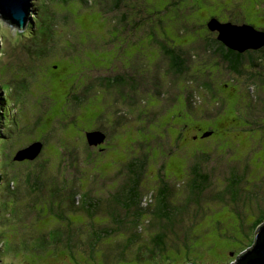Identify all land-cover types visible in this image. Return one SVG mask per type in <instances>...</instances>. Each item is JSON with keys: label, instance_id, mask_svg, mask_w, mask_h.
I'll return each instance as SVG.
<instances>
[{"label": "rangeland", "instance_id": "1", "mask_svg": "<svg viewBox=\"0 0 264 264\" xmlns=\"http://www.w3.org/2000/svg\"><path fill=\"white\" fill-rule=\"evenodd\" d=\"M113 2L33 0L30 38L13 44L0 33V264H235L238 248L249 240L238 216L232 214L236 205L230 196L225 197L226 204L202 200L201 205L211 210L200 211L197 221L188 220L177 228L179 240L170 235L174 241H168L173 247L168 260L152 259L146 253L122 257L117 249L108 255L101 248L93 252L96 243L105 246L128 238L120 235L112 240L104 235L98 227L107 225L102 211L92 224L81 214H70V223L56 217L61 204L52 198L53 180L59 177L65 189L84 186L106 202L128 183L129 161L142 156L150 161L142 182L144 194L159 191L158 157H164L165 175L177 168L168 181L177 186L173 201L180 206L187 198L183 186L189 180L186 158L199 151L209 152L203 164L212 176L215 194L225 191L237 170L239 176L243 174L238 187L243 203L240 213L253 216L257 210L256 202L249 206L246 194L264 201V86L257 93L249 88V74L256 69L248 63L242 76L216 67L204 41L197 40L206 36L197 28L213 17L264 29V0H123L116 9ZM9 32L15 36L14 27ZM160 44L182 53L183 76L170 70ZM41 48L47 51L40 53ZM208 72L216 77L215 87L202 79L205 74L209 79L212 74ZM104 79L124 85L111 88ZM229 83L239 87H230L228 102L219 91ZM200 84L205 89H199ZM91 85L98 89L92 90ZM185 96L212 107L208 111L215 115L211 122L215 134L209 139L188 138L193 131L196 136L211 127L199 123ZM193 107L198 110L200 106ZM184 127L185 137L177 142ZM87 131L108 136L104 152L83 147L80 140ZM35 142L43 144V161L14 160ZM75 198H84L87 207L88 198L81 193ZM197 209L192 208V213L197 214ZM134 219L131 214L126 222ZM144 220L139 223L144 230L137 234L143 243L153 233L149 219ZM67 238L77 243L75 248L64 247Z\"/></svg>", "mask_w": 264, "mask_h": 264}, {"label": "trees", "instance_id": "2", "mask_svg": "<svg viewBox=\"0 0 264 264\" xmlns=\"http://www.w3.org/2000/svg\"><path fill=\"white\" fill-rule=\"evenodd\" d=\"M122 1L123 0H117V1L114 0L113 2L114 9H116L122 3ZM175 4L176 2H173L172 5H175ZM213 19H217L219 22H222L217 17H213ZM33 21H32V24H33L32 27L36 31L35 24ZM41 25H42V29L45 30L44 29L45 23L41 22ZM253 27L256 30H260L261 32L262 31L264 32V29H260L261 27L260 28L255 27V26ZM192 30L195 31L196 28L192 27ZM208 45L209 46L207 47V49H209L208 51L211 52L213 49L216 48V40L213 44L210 42ZM160 46H161V50L163 49L164 55L168 57V60L170 62V70L173 72V74L183 76L184 75L183 71H186V65H185V61L181 58L182 53L178 50H171L167 46H164V44H160ZM261 49H263V50H260L261 52L255 51L256 54L254 52H251L253 49L246 51L248 52V54L240 55V57L242 58H239L238 63H235V59H234V56H236L237 54L236 52L234 51L230 52V55H229L230 57V67H229L230 69L229 70L235 75L242 76V74L244 73V68H248L245 65L247 63L252 65L253 68L256 69L255 71H252V73L249 74V77L247 80L250 83L249 88L250 89L253 88V90H255L256 93L261 90L260 86H264V47ZM46 51H47L46 49L41 48L40 53L42 52L45 53ZM193 54H196V53H193ZM254 55H256V57H254ZM248 56H252L254 57V59L252 60L251 58H248ZM217 58L219 62L221 57L217 56L215 59ZM198 71H202V69ZM205 71L206 70H204V72ZM253 72L255 73L253 74ZM208 74L210 75L212 74V72H208ZM202 79L205 81L206 83L205 85H210L209 82L205 80L206 74H205V77ZM105 81L111 84L110 86L111 88H113V86L116 84L119 87L124 85L123 83H115V82L111 83L112 80L110 79H106V80L104 79L103 82ZM200 85H201L200 89L202 88L205 89V87L202 84ZM234 86L239 87L238 85H234ZM93 88H94L93 85H91L92 90ZM99 88H102L100 84H99ZM96 89H98V87L94 88V90ZM78 98H81V97H78ZM185 99L187 102L188 109L194 111V115H195L194 117L199 118L198 121L200 124H204L207 120L214 119L215 115L210 114L208 111L209 109H212V107L208 108L204 104H199L200 102L196 104L188 96H185ZM195 105L200 106L198 110H194L193 106ZM238 108L239 107L236 106L235 111H237ZM3 118L4 116H2V119ZM186 129L187 128L184 127L183 130L180 131L176 139L177 142H180L183 139V137H185L183 132ZM209 132H211V129H207L206 131H204L202 133V137L204 133H209ZM195 134H196L195 131H193L192 134H190L188 138H191L193 141L194 140L193 137ZM202 139L205 140V138H202ZM83 140H80L83 143L82 144L83 147H84V144H86L88 150H90L92 146H90L88 143L86 133H84ZM42 152H43V149L40 155L34 161H23L22 163L29 162L31 164H35L36 161L37 162L41 160L43 161L44 158H43ZM95 152H98V151L95 150ZM201 152L202 151H199V153L192 155V157H190L189 159L186 158L185 165L186 167L189 166L188 167L189 180L183 186H185L186 188L187 198L185 200L186 202L180 206H178L173 201L177 193V186L171 185L170 181H168L169 180L168 178H170L171 175L174 176V173L176 172L175 170H177V168L174 167V170L170 173V176L165 175L164 166L168 163L164 161L165 163L161 164L162 160L165 159L164 157H158V168L157 169L159 170L158 177L160 178V185H161L159 191L156 194H151L150 196H146L144 194L142 182L144 179V174L147 171L146 167L149 165L150 161H147V158L146 157L143 158L142 156L140 157V159L136 157V158L131 159L132 161L131 160L129 161L128 165L126 166V168L128 169V173H127L128 183L124 184L123 187H119V189H117L114 193H112L110 198L106 202L101 201V199L98 197L97 194H93V190L90 189L91 191H89L86 189L87 190L86 191L85 189H83L84 186H77V187L71 186L65 189L61 186L62 184L60 183L59 177L53 180L54 185H53V190L51 192L52 198L57 203L61 204V206L56 210V213L58 214V216L56 217L61 222L67 220L70 223L71 222L70 216H69L70 214H72L71 216L81 214V215H84L85 218H88L91 221L90 223L92 224L95 222V221H92L93 219H95L94 216H96V214H99V211H102L101 214L103 217H106L105 221L107 222V225L105 226V225L99 224L100 226L98 227L101 228L100 230H103V232H105L104 235L106 237L112 236L111 238L112 240L119 238L120 235H122L124 238H125V235L126 236L128 235V238H127L128 240L126 239L125 241H123L124 239H121V241L117 243L114 240L113 242L105 246L103 243L102 244L96 243L93 252H100L99 249L101 248L103 254L108 255L109 253H112L114 250L117 249L119 254L122 253L121 254L122 257L124 255L130 256V253H133L136 256H137V253L142 254V255L146 253V254H149V257H151L152 259L156 257H161L163 259L165 258L166 260H168L166 256H168L169 251L173 248V247H170V245H168V241L170 240V243L171 241H174L170 235L174 236L176 239L179 240V236L175 232L177 228H181L184 225V222H187L188 220L189 221L191 220V222L193 221V223H194V220L197 221L200 211H202L203 213H206L211 210L201 205L202 200L209 199V201L215 200L216 201L215 203L217 204H224V203L226 204V203H229V201L225 197L230 196L234 201L233 204L236 205V208H233L232 210V214L235 213L238 216V219L240 220L241 229L246 234V241L249 240V243L245 247L238 248L240 249L239 250L240 252L237 253V257H239L243 255L245 252L250 251L254 247L256 233L258 229L264 224V201H262V199H258V196L246 194L245 196L246 200L248 202L249 201L251 202L249 206H251L252 208L253 204L256 202L255 208H257V210L256 212H253V216L248 215L247 213L245 214L240 213V207L243 206L242 205L243 203H242L241 194H240L242 193V191L238 187L241 186V183L243 180L242 178L243 174L242 176H239V173L237 170L233 172V174L231 175L230 182H228V185L225 191H221L219 194H215L214 190H211V188L213 187L212 176L210 173L206 172V169H204L205 167L203 164L207 162L206 160H208V157L206 155L209 152H207L206 154H201ZM71 154L73 153H70V156ZM93 155H96V154H93ZM97 155H100V154H97ZM90 156L91 155H88L87 160L85 161H88V157ZM69 162L72 163L71 161ZM190 162L191 164L187 165ZM41 178H42V181H44L46 179V176L41 177ZM0 180H1V174H0ZM79 193H81L85 198H88L86 208L84 207V203H83L84 198L79 199V200L75 198V196H77ZM178 197L179 196H177V199ZM149 198H151V200ZM154 201L156 203L155 208L152 207V204L154 203ZM66 203L68 204V208H66V205H65ZM196 207L198 208L196 210L197 214H194L192 213L191 209L192 208L194 209ZM244 207H246V204L244 205ZM149 208H153V211H151V213H147V211H149L148 210ZM123 213L124 215H122ZM131 214H134V217H135L134 222H131V221L126 222L128 221V217H130ZM191 216H193V219L190 218ZM144 219H149L147 221H148V224L151 223L150 227H153L152 228L153 233L147 236L146 242L143 243L142 241H140L142 237L137 234H140L138 233V231H141L142 233V231L144 230L143 224H139ZM109 221H111V224L109 223ZM144 223H145V220H144ZM72 224H73V221H72ZM119 225H120V228L116 230V228ZM58 233L60 232L56 231L54 234L57 239H60L59 238L60 235H58ZM252 234H253V240L250 239V236ZM57 239L54 240V243L56 245H61V241ZM64 245H65L64 247L69 249V248H75L77 243L75 242V244L73 245L72 241L67 238ZM81 245L83 246L84 244H81ZM133 246L134 248H131ZM237 257L234 261L237 260Z\"/></svg>", "mask_w": 264, "mask_h": 264}, {"label": "water", "instance_id": "3", "mask_svg": "<svg viewBox=\"0 0 264 264\" xmlns=\"http://www.w3.org/2000/svg\"><path fill=\"white\" fill-rule=\"evenodd\" d=\"M33 0H0V17L13 26L23 28L28 26L29 16H31ZM211 32L218 33V40L226 47L239 53H244L250 49L259 50L264 47V32H259L251 26L234 25L232 23H221L217 19H212L208 23ZM212 132L206 133L202 138H208ZM90 146H98L105 142L104 133L95 131L86 135ZM43 144L35 142L28 148L19 151L14 160L16 162L34 161L41 153ZM235 264H264V224L258 229L255 236L254 247L237 257Z\"/></svg>", "mask_w": 264, "mask_h": 264}, {"label": "flooded vegetation", "instance_id": "4", "mask_svg": "<svg viewBox=\"0 0 264 264\" xmlns=\"http://www.w3.org/2000/svg\"><path fill=\"white\" fill-rule=\"evenodd\" d=\"M213 19V18H212ZM211 19V20H212ZM209 22H206V23H204L200 28H197V29H203L205 32H206V36L204 37V38H197V40L199 39V40H203L204 41V43H205V49H206V47H208L209 45V43L211 42L212 44L215 42V40H216V48L215 49H213L212 51H211V54L216 58L217 56L218 57H221L220 58V60H219V62H218V58L216 59V62H215V66L217 67V65L218 66H220V67H223L227 72H231L229 69V67H230V57H229V55H230V52H233L234 50H231V49H229L228 47H226L222 42H220L219 40H218V33L217 32H211L209 29H208V26H207V24H208ZM222 23V22H221ZM258 31H260V30H258ZM263 32V31H262ZM217 50V51H216ZM260 50H263V49H259V50H252L251 52H254L255 54H256V52L255 51H260ZM234 52H236L237 54H236V56H234V59H235V63H238L239 62V58H242V57H240V55H245V54H248V52H246V53H239V52H237V51H234ZM250 52V51H249ZM261 52V51H260ZM260 52H258V53H260ZM217 55V56H215V55ZM234 54V53H233ZM232 54V55H233ZM254 57H256V55H254ZM254 57H252V56H248V58H251L252 60L254 59ZM249 60V59H248ZM213 65V66H214ZM52 68H54V67H52ZM53 72H54V69L52 70ZM209 76V75H208ZM214 79H216V77L213 75V72H212V75H210L209 76V79H207L206 78V81H208L209 82V84H210V82L212 83V81L214 80ZM114 81V80H113ZM218 84V83H217ZM230 85H228V84H226V85H224V87H223V89L222 88H220V89H222L221 91H219V94L221 95V97H222V99H223V101H229V99L232 97V95H231V93L229 92V89H230V87H235L233 84H231V83H229ZM212 85L215 87V85L212 83ZM105 86H107V85H105ZM219 87V86H218ZM199 89H200V87H199ZM200 91V90H199ZM200 93H203V91H200ZM197 96V95H196ZM250 98V97H249ZM248 103V102H247ZM220 106H222V104H220ZM236 108V105L234 106V109ZM211 122H212V120H207L204 124H210V127H211V132H212V135L211 136H213L214 134H215V128L213 127V126H211ZM214 128V129H213ZM100 132V131H99ZM103 133V132H102ZM196 133V132H195ZM204 134H206V133H204ZM203 134V135H204ZM106 135V134H105ZM198 135H200V134H198ZM198 135H196V136H194L193 137V139L194 140H197V139H199V138H202V134L200 135V136H198ZM107 146H108V136L106 135V139H105V142L103 143V144H100V145H98V146H95V147H93L92 146V148L93 149H95L96 151H100L101 153L102 152H104L106 149H107Z\"/></svg>", "mask_w": 264, "mask_h": 264}, {"label": "clouds", "instance_id": "5", "mask_svg": "<svg viewBox=\"0 0 264 264\" xmlns=\"http://www.w3.org/2000/svg\"><path fill=\"white\" fill-rule=\"evenodd\" d=\"M5 21L2 17H0V33H3L5 36H7L13 44H16L18 42L22 43L25 38H30V32L28 30L27 24L23 28H20L19 26H13L9 23V27H4ZM15 28V36L13 37L10 32L9 28Z\"/></svg>", "mask_w": 264, "mask_h": 264}]
</instances>
